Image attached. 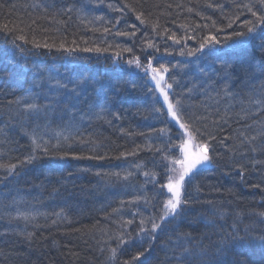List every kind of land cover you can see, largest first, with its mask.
I'll return each instance as SVG.
<instances>
[{"label":"trees","instance_id":"trees-1","mask_svg":"<svg viewBox=\"0 0 264 264\" xmlns=\"http://www.w3.org/2000/svg\"><path fill=\"white\" fill-rule=\"evenodd\" d=\"M246 2L0 0V163L17 164L12 175L0 169V177L8 175L0 183V264H122L143 250L134 241L118 250L115 260L109 259L119 232L137 237L141 218L161 214L169 194L159 186L171 174L166 171L171 164L163 157L180 158L171 145L181 142L183 130L165 112L156 111L164 104L157 88L148 89L153 73L148 69L144 76L145 67L128 63L136 58L141 65L157 59L154 68L167 67L163 75L172 84L170 97L179 96L194 126L216 137L209 147L215 166L203 168L191 183L186 178L184 198L190 203L182 215L157 231L152 249L141 258L144 264H205L225 244L230 248L224 257L228 264L238 259L264 264L255 244L241 247L230 242L237 235L232 231L234 222L240 237L264 235V222L252 214L264 211V184L252 187L264 180V164L253 166L264 162V153L245 152L249 145L240 144L257 136L254 143L264 145V137L258 136L264 131V110L248 103L264 96V36L258 32L243 45H236L235 39L223 41L233 31H243L242 21L251 19L244 12L227 27L228 18L238 11L235 5ZM210 3L224 7L210 8ZM141 11L151 23H140L136 15ZM5 25L14 30L4 31ZM125 31L135 35L116 34ZM210 33L223 42L196 51L200 38ZM20 35L27 42L17 39ZM148 41L159 51L148 48ZM90 48L107 50L84 51ZM191 72L196 88L184 89L185 73ZM206 76L207 84L202 81ZM226 87L232 96L225 95ZM203 90L221 94V103L202 96ZM31 103L43 110L26 111L24 104ZM32 135L47 142L49 153H37L39 159L20 165L32 152ZM194 135V144L204 142ZM225 137H231L226 146L219 143ZM236 164L245 166L243 182ZM117 172L119 177L112 175ZM144 172L156 173L155 182ZM218 211L226 215L221 217ZM129 219L135 222L122 228ZM28 233L34 234L31 239ZM139 235L147 246V238Z\"/></svg>","mask_w":264,"mask_h":264},{"label":"snow or ice","instance_id":"snow-or-ice-1","mask_svg":"<svg viewBox=\"0 0 264 264\" xmlns=\"http://www.w3.org/2000/svg\"><path fill=\"white\" fill-rule=\"evenodd\" d=\"M109 7H114L112 5H109ZM127 8L131 9L132 12H136V8H133L132 5L128 4L126 5ZM208 7H215L223 9L222 4H209ZM235 8L238 10L236 14H234L232 17H229V23L227 27L231 28L234 23L240 20L241 15L244 14V12L248 13L251 16V19H244L242 21V25L244 27L243 31H233L231 35L225 36L223 38V41H231L235 39L236 45H243L245 43H248L251 39L256 38V33H260L261 36H264V0H247L246 3H240L236 4ZM71 8L66 9V11L71 12ZM121 13L124 12V8L118 9ZM243 10V11H239ZM189 11H192V9H189ZM152 13L149 12L148 16H151ZM136 18L140 21L141 24L151 23L149 21L148 17L145 16L144 12H137ZM102 19V18H99ZM210 19V18H208ZM120 21L117 19L115 21V24H118ZM34 23V21H33ZM213 27L215 26V21H212ZM115 26V25H113ZM133 29H135V25L131 26ZM152 27L156 28L158 27L157 24L152 23ZM182 28H186L187 25H181ZM199 27V26H197ZM207 27V25H205ZM3 30L7 32H12L14 28H9L7 25L3 26ZM21 31H23L21 29ZM104 32H108V28L103 29ZM165 34L168 32L167 29H164ZM222 31V29H218L217 32ZM117 35L122 36H134L135 31L133 32H117ZM192 39H196L195 36L191 37ZM19 40H23L27 42V39L24 35H20L17 37ZM171 39L177 43H179V39L176 37L175 34H172ZM183 39L187 40L188 37L185 36ZM221 39L218 38L217 35L209 34L207 36L201 37L199 40L200 47L196 49V51H201L204 48L208 46H212V48H215L216 44H220L223 42ZM35 44V41H32ZM15 43V41H13ZM39 47L40 45H36ZM45 48H51L55 47V45H49L44 44ZM63 47V45H61ZM148 48H153L156 51H159V48L157 45L152 43L151 41L147 42ZM107 49H100V48H90V49H84V51H106ZM264 50V49H262ZM21 51H23L21 49ZM126 51L131 52L132 49L128 48ZM168 50L165 49V52ZM184 53L181 52V55ZM189 55H192L194 53L189 52ZM135 62L137 67H145V71L147 72L148 69H151V72L153 75L151 76V79L155 82L154 88H158L160 93L163 95V104L164 107H161L159 109H156L157 112H165L167 115L171 117V120L179 126V129L183 130L180 133V143L178 145H171V147H175L180 152V158L179 159H170L168 155H165L163 157L164 160H168L170 164L172 165L171 168L166 169L167 172H171L172 175L167 176V183L161 184L159 187L161 190L166 189V194H170L168 196V199L163 202V207L161 210V214L157 216H149L147 218H141L139 220V227H138V235L137 237H133L130 232L126 233L124 231L119 232L115 239L117 242L116 247L109 248L110 260H115L117 258L118 250H123L127 247H131L133 242H139L140 246L142 247V251H137L133 255H131L129 260H125L122 262V264H144V261L141 259L142 257H145L147 253L150 252L152 249V242L156 239V233L157 231H163V228L167 225V223L170 220L176 219L178 216L182 215L185 211V208L189 205L190 201L188 199L184 198V191H185V181L186 178L188 179V182L191 183V181L195 178L196 175L200 173V171L205 168L208 165H214L213 157L209 155V147L211 142L216 141V137L212 134H206L200 131L199 128H196L194 126V121L192 120L191 116H187L184 109V104L179 96L170 97L169 91L172 89V84L168 83L167 80H165L163 73L168 72V68L164 65H160L159 68H154L152 66L151 60L148 61V64L141 65L138 58L135 59V61H128L129 64H132ZM163 85V86H162ZM59 88H66V85H57ZM151 91V90H150ZM225 95L232 96L233 94L228 92L227 87L224 90ZM19 103V101H17ZM248 103L250 105H256L257 111L264 110V96L260 99L255 100H249ZM24 109L28 112H40L43 110L42 106L37 105L35 103L31 104H24ZM228 111L225 109V116H227ZM244 116L247 118L249 116L248 112L244 113ZM221 119H224V116L221 117ZM225 122H227L225 120ZM249 127H251L249 125ZM261 127L264 128V122H261ZM165 129H160V132H165ZM194 133L199 134V136L204 138V142H196L193 144V141L196 140V136ZM186 136V139H185ZM258 136L264 137V131L258 133ZM231 139V137H225L219 141L221 145H225V140ZM257 140V136H248L246 137V140H241L240 144L243 145L247 143L249 145V149H246L245 152L248 150H251L252 152H262L264 153V145H256L254 142ZM32 152L24 157L23 160L19 161L20 165H23L25 163H32L34 160L39 159V155L37 153H43L44 155H47L49 153V148L46 146L47 142H41L38 140V138L35 135H32ZM226 146V145H225ZM193 148L195 150H193ZM159 151V149H158ZM231 151V149H230ZM128 154H135L128 153ZM234 154V153H233ZM67 155V153H65ZM126 155V154H122ZM216 156H219V153H215ZM76 159H83L85 157L82 156H75ZM94 159H104L103 156H94L91 157ZM256 163L264 164L262 161H256L253 162V166H255ZM178 166V167H177ZM140 165H137V168H139ZM235 169L238 171L239 175L241 176V181L243 182V176L245 172V166L243 164H236L234 165ZM17 168V164H3L0 163V169H5L8 175H12ZM8 175L4 177H0V183H4V181L7 180ZM97 175H100V173H97ZM112 175L119 177L120 173H113ZM131 175V173H128L124 178L127 179V176ZM145 177H151L153 182H155V176L156 173L152 172H144ZM262 184H264V180L261 181V183L252 185L254 188H261ZM199 191V188H197ZM231 191V190H230ZM136 199H142L140 197ZM147 202V201H146ZM206 203L211 204V201H207ZM123 204V202H122ZM114 212H118L119 209H114ZM254 215H257L261 218L262 222H264V211L260 212H254L252 213ZM22 216L25 220H27L29 217L25 214H18ZM56 215H60L57 213ZM218 215L221 217L225 216L226 213L223 211H218ZM240 213H237V216H240ZM135 221L132 219H129L127 221L122 222L121 227L127 228L129 225H132ZM55 223V221H53ZM150 225V226H146ZM232 231L234 233H237L235 236H231V245L232 246H249L250 244H255L259 251L261 252V255L264 256V235L260 236H252L250 240L245 239L244 237H240L238 235L239 229L236 227V223L232 225ZM248 231L247 226H245V232ZM139 234H144V236L147 238L148 244L147 246H144L143 240L144 237H141ZM33 233H28L27 237L28 239H31ZM230 250V248L225 244L222 247H219L216 249V252L214 254V258L206 260L205 264H228V261L224 258L226 253ZM102 251V249H101ZM201 255H207L206 252H202ZM231 264H247V261L244 259H238L231 262Z\"/></svg>","mask_w":264,"mask_h":264},{"label":"bare ground","instance_id":"bare-ground-1","mask_svg":"<svg viewBox=\"0 0 264 264\" xmlns=\"http://www.w3.org/2000/svg\"><path fill=\"white\" fill-rule=\"evenodd\" d=\"M94 1L95 0H92V2L94 3ZM41 2V1H40ZM27 49L29 50V49H31V46L30 45H28V47H27ZM152 65L153 66H156L157 65V59H154L153 61H152ZM149 74V71H145V74H143L144 76L145 75H148ZM165 78V80H167V82L169 83V80L166 78V77H164ZM185 83H184V89L185 88H187L188 86L191 88V89H195L196 88V79H195V77H194V73L193 72H191V73H185ZM206 79H207V76L202 80L204 83H206L205 81H206ZM154 84H155V82L153 81V80H151L150 82H147V85H148V89H151V88H154ZM207 84V83H206ZM163 86V85H162ZM146 89V88H145ZM158 89V88H157ZM202 96H205V97H212L213 99H214V101H215V103L217 104V105H219L220 103H221V101H222V95L221 94H217V93H215V92H213V91H207V90H203V93H202ZM244 101V98H242L241 99V101L240 102H243ZM20 187V186H19ZM18 189V188H17ZM20 190H22L21 188H19ZM6 193H4L3 195H5Z\"/></svg>","mask_w":264,"mask_h":264},{"label":"rangeland","instance_id":"rangeland-1","mask_svg":"<svg viewBox=\"0 0 264 264\" xmlns=\"http://www.w3.org/2000/svg\"><path fill=\"white\" fill-rule=\"evenodd\" d=\"M50 1H52V0H49V2H50ZM48 5H49V3H48ZM36 6H38V5H35V7H36ZM78 15L80 16V13H78ZM254 74H256V72H255ZM185 139H186V136H185ZM193 144H194V141H193ZM193 150H195V149L193 148ZM179 153H180V152H179ZM174 157H175V159H177V158H176V155H175ZM171 167H172V165H171ZM177 167H178V166H177ZM170 175H172V173H171ZM169 195H170V194H169ZM169 195H168V196H169Z\"/></svg>","mask_w":264,"mask_h":264}]
</instances>
